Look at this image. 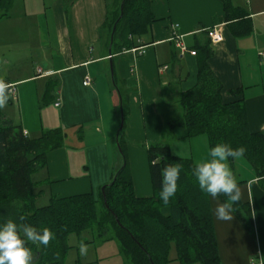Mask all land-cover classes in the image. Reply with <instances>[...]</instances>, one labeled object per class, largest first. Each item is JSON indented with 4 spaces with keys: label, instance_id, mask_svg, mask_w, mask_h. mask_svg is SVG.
I'll return each instance as SVG.
<instances>
[{
    "label": "crops",
    "instance_id": "0c3cea01",
    "mask_svg": "<svg viewBox=\"0 0 264 264\" xmlns=\"http://www.w3.org/2000/svg\"><path fill=\"white\" fill-rule=\"evenodd\" d=\"M34 2L41 4L34 21L40 48L37 59L32 63L23 60L10 42L11 53H5L7 47L1 52L0 79L8 89L3 91L7 99L0 108L6 119L18 124L29 136L56 127L66 131L64 145L47 155L42 168L47 175L35 179L42 180L37 185L46 184L49 188L42 189L39 196L47 192L58 197L86 192L98 196L99 188L110 182L120 167V156L114 157L121 121V97L113 81L114 69L126 96L125 137L134 190L140 197L153 194L147 151L137 152L131 142L142 137L151 143L159 141L174 93L179 98L182 91L196 83L197 56L181 53L176 36L189 49L210 40L213 54L209 65L224 91L242 87L249 128L264 131V0H233L248 11L251 22V30L240 35L229 30L220 0H151L155 21L150 32L138 38L142 43L148 42L142 54L134 48L111 53L101 32L107 0H75L68 7L63 0L23 3L30 8ZM16 3L17 0L6 18L11 17ZM212 28H216L215 38L208 34ZM4 34L8 41L20 35ZM23 39L28 41L26 36ZM87 76L91 82L85 85ZM11 86L15 93L10 91ZM231 98V94L224 93L225 100ZM195 141L203 147L210 146L206 134L189 136L178 125L171 151L198 160ZM248 163L242 157L230 162V166L240 188V199L251 203L252 229L233 210L230 220L216 219L214 208L223 202L209 197L221 264L264 262V188ZM119 257L122 264L124 258ZM168 264H182L174 243Z\"/></svg>",
    "mask_w": 264,
    "mask_h": 264
},
{
    "label": "trees",
    "instance_id": "16d2710c",
    "mask_svg": "<svg viewBox=\"0 0 264 264\" xmlns=\"http://www.w3.org/2000/svg\"><path fill=\"white\" fill-rule=\"evenodd\" d=\"M14 1L0 0V19L9 14ZM74 1L63 0V3L68 7ZM220 1L224 21L231 33H248L251 30L248 11L233 0ZM154 21L151 0H107V15L101 32L111 53L119 54L145 46L148 42L142 43L138 38L150 32ZM193 47L197 56L196 83L181 92L178 103L182 115L169 126L181 125L189 136L206 134L210 146L221 141L233 148L243 146V156L264 188V131L249 128L243 88L224 91L221 80L209 65L213 54L210 40ZM113 81L121 97L119 106L123 112L117 143L124 164L110 182L104 184L103 192V185L99 188L98 196L92 192L63 197L51 195L48 203L38 206L36 200L43 190L36 191L35 187L42 180H34L32 175L45 167L50 151L64 145L66 131L56 127L35 136L25 135L18 124L4 117L0 108V222L14 219L21 224L48 227L54 232L47 246L39 242L28 245L32 251V264H64L70 247L68 236L88 229L96 230L103 238L111 230L128 264H168L172 243L182 264H221L209 196L200 191L192 175L193 158L174 154L167 140L150 143L147 154L153 194L136 195L125 137L126 96L115 69ZM3 85L0 79V86ZM7 89L5 86L4 92ZM224 93L231 94L232 98L225 100ZM170 163L180 164L181 171L177 191L168 206H164L158 198L160 170ZM218 198L225 202L222 195ZM232 210L249 229L253 228L251 203L239 199Z\"/></svg>",
    "mask_w": 264,
    "mask_h": 264
},
{
    "label": "clouds",
    "instance_id": "9594fccd",
    "mask_svg": "<svg viewBox=\"0 0 264 264\" xmlns=\"http://www.w3.org/2000/svg\"><path fill=\"white\" fill-rule=\"evenodd\" d=\"M7 97L0 94V106ZM206 155L193 162L192 175L201 192L215 199L222 195L225 202L214 208V215L218 220H230L233 204L239 201L241 192L237 179L230 166L243 157V146L233 148L229 143L217 142L205 145ZM181 165L177 163L165 164L160 170V191L158 198L164 206L177 191V181L180 176ZM54 237V232L48 227L38 228L28 223H18L14 219L0 222V264H32V251L29 244L47 246ZM87 245L80 242L78 251L81 256L87 254Z\"/></svg>",
    "mask_w": 264,
    "mask_h": 264
},
{
    "label": "rangeland",
    "instance_id": "374dc122",
    "mask_svg": "<svg viewBox=\"0 0 264 264\" xmlns=\"http://www.w3.org/2000/svg\"><path fill=\"white\" fill-rule=\"evenodd\" d=\"M28 1H36V0H25V1L17 0L15 7L12 9L11 17L6 18V16H4L5 18L0 19V56H1V52L4 51L5 47H7L5 53L6 54L11 53L10 50L8 52V44L10 42L13 44V49L19 50L16 52H19L20 58H22L25 61L31 60L32 63L33 59L34 60L37 59V54L40 49L39 46L37 45L38 39L36 32L38 30V27L36 26L34 21H35V17L39 16L38 5L41 6V4H39V2L38 3L34 2L32 4V7L29 8L26 7V5H24L23 3V2L26 3ZM47 1L49 0H45L46 3ZM108 1L110 2V0ZM234 2L238 3V0H234ZM47 12L49 13V11ZM6 32H12L14 33V35H16V33H19L20 35L18 36V39L8 41L7 34H4ZM24 36L28 38V41L23 39ZM178 99L179 98H177L175 92L174 96L172 97L171 106H169L168 104L169 107L166 111V114L164 115V119L166 120V124H165L166 127L164 128L163 134L159 141L167 140L168 142L171 143L172 140L174 139L173 134H175V129L176 127H178V125L175 128H172L169 126V124L170 122L178 119L182 114V110L178 103ZM126 106L127 104H125V107ZM119 113L121 116L120 106H119ZM120 126H121V121L119 123V127ZM170 133H172V135ZM150 143L151 142H148V140L145 137H142L139 141H134L133 143L131 142V145L137 152L139 150L140 153L143 152L146 153L147 147ZM114 148L116 153V154L114 153V157L120 156L121 159L120 167H121L124 164V158L117 141L115 142ZM194 149H195L196 159H201L206 155L205 147H203V145L201 144L198 143L196 144V141H195ZM114 157L111 154L112 161ZM246 162L249 161L246 159ZM46 175H47L46 169H42L41 171H39L38 174H33L32 178L34 180L36 178L40 179L41 177L44 178ZM39 189L48 190L49 188L46 184H42L35 187L36 191H38ZM49 198L50 195L49 192H47L37 198L36 204L38 206L45 205L46 203H48ZM112 234H113L112 231L109 230V232L105 234L106 238L105 237L103 238L100 237L97 234V231L94 229H88L79 234L71 233L67 239V242L70 247L66 253L64 264H114V263L121 264V259L119 256H122V259L124 258L122 264H128L127 257L123 255L121 251L118 250L117 247L119 246V244L117 240L112 236ZM80 242H84L88 248L87 254L84 256H81L78 251V245Z\"/></svg>",
    "mask_w": 264,
    "mask_h": 264
},
{
    "label": "built area",
    "instance_id": "2783aa9c",
    "mask_svg": "<svg viewBox=\"0 0 264 264\" xmlns=\"http://www.w3.org/2000/svg\"><path fill=\"white\" fill-rule=\"evenodd\" d=\"M208 34H209V36L210 37H212V38H215L216 37V28H212L211 30H209V32H208ZM176 37H178V38H176ZM175 38H176V42H177V46L179 47V49H180V52L181 53H186V52H189L190 54H192V55H194L195 54V51L194 50H192V49H189L182 41H181V39L179 38L180 36H176ZM144 45H142V46H140V47H138V48H134L135 50H137L138 49V51H139V54H142L143 52H144ZM166 68V67H165ZM90 82H91V79L87 76V77H85V79H84V81H83V84H90ZM5 86H7V85H3V86H0V94H2L3 93V91H4V88H5ZM10 91L11 92H13V93H15V88L13 87V86H11L10 87ZM24 132V134L25 135H27V131H23Z\"/></svg>",
    "mask_w": 264,
    "mask_h": 264
},
{
    "label": "water",
    "instance_id": "95a60500",
    "mask_svg": "<svg viewBox=\"0 0 264 264\" xmlns=\"http://www.w3.org/2000/svg\"><path fill=\"white\" fill-rule=\"evenodd\" d=\"M114 30H115V25L113 26V30H112V34H111V43H112V40H113V33H114ZM110 51H111V49H110ZM111 72L113 73V68H112V64H111ZM123 112H122V110H121V126H122V124H123ZM104 185L102 186V188H101V190H102V192L104 191Z\"/></svg>",
    "mask_w": 264,
    "mask_h": 264
}]
</instances>
